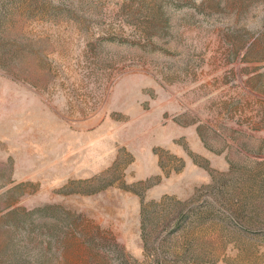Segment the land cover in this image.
Wrapping results in <instances>:
<instances>
[{"label": "rangeland", "instance_id": "374dc122", "mask_svg": "<svg viewBox=\"0 0 264 264\" xmlns=\"http://www.w3.org/2000/svg\"><path fill=\"white\" fill-rule=\"evenodd\" d=\"M0 264H264V0H0Z\"/></svg>", "mask_w": 264, "mask_h": 264}, {"label": "trees", "instance_id": "16d2710c", "mask_svg": "<svg viewBox=\"0 0 264 264\" xmlns=\"http://www.w3.org/2000/svg\"><path fill=\"white\" fill-rule=\"evenodd\" d=\"M42 209L43 208H37L35 211H37V212L39 211L40 212Z\"/></svg>", "mask_w": 264, "mask_h": 264}]
</instances>
